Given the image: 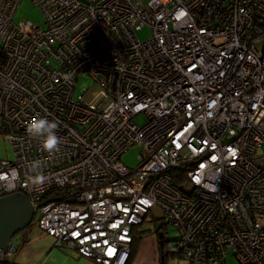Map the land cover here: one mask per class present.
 I'll use <instances>...</instances> for the list:
<instances>
[{"label": "built area", "instance_id": "1", "mask_svg": "<svg viewBox=\"0 0 264 264\" xmlns=\"http://www.w3.org/2000/svg\"><path fill=\"white\" fill-rule=\"evenodd\" d=\"M20 1L0 6L14 154L0 158V197L24 193L32 225L100 264L128 263L152 207L180 257L264 264V0H32L43 27L14 21ZM81 74L94 84L76 98ZM37 118L57 124L51 154L27 131ZM130 146L134 167L120 160ZM15 251L12 238L0 264Z\"/></svg>", "mask_w": 264, "mask_h": 264}, {"label": "rangeland", "instance_id": "2", "mask_svg": "<svg viewBox=\"0 0 264 264\" xmlns=\"http://www.w3.org/2000/svg\"><path fill=\"white\" fill-rule=\"evenodd\" d=\"M14 21L19 24L22 21H26V22H31L35 26L37 25H41L42 27L45 26L44 13L39 7H37L32 2V0L20 1L18 8L15 12ZM149 36H151V29L148 26L144 27L141 31H138V37L142 40L148 38ZM93 84H94L93 80L90 77L82 74L79 75L78 80L75 82L74 97L79 98L85 92L84 88H90L93 86ZM135 119L140 123H142V121L144 120L142 115H137ZM1 123L2 120L0 117V125ZM139 153H140V148L138 146H130L125 152L122 153L120 160L123 163H125L127 166L134 167L139 162V158H138ZM13 156L14 154L11 144L6 137V134L1 132L0 130V158L12 159ZM151 223L152 220L149 215L148 217H146L145 221L140 225V228L147 229L146 234L139 242V245L135 253L136 262L141 264H146L145 261L150 257H155L157 259L158 244L155 240V236H153V233H151L149 230V228H151ZM167 227L168 228L166 230V236L168 239H171V241H173V243L171 242L172 243L171 250H173V252L175 251L177 252L176 242L174 239L178 235V232L175 229V227L171 224H167ZM23 232L24 230L21 231L20 233H17L14 239L17 240V237H19ZM142 256H144L143 260H142L143 258ZM164 264H204V263H196V262L191 263L188 260L180 259L177 256H173V255L171 256L170 254L166 258ZM221 264H239V262L233 251H230L225 261Z\"/></svg>", "mask_w": 264, "mask_h": 264}, {"label": "crops", "instance_id": "3", "mask_svg": "<svg viewBox=\"0 0 264 264\" xmlns=\"http://www.w3.org/2000/svg\"><path fill=\"white\" fill-rule=\"evenodd\" d=\"M2 2L3 0H0V6ZM0 129H1V125H0ZM149 215L152 220L151 228H149V230L151 233H153V236H155V240L158 244V254H157V259L155 257H150L145 261V263L164 264L165 262L164 257L162 258L161 255L165 248L166 242L171 241V239H168L166 236V230L168 227L167 225L163 224L160 228H158L160 230L164 229L165 231L164 244L163 247H161L160 238L158 235L159 231H157V223L161 221V219H156L152 213H150ZM36 228H38L36 225H31L30 227L25 229L24 232L19 237H17L16 241H18L19 243V248L17 249V251H15L12 258L9 259L10 262H14L18 264H100V263H95L92 259L81 256L75 248L64 247V246L59 247L58 245H55L52 237L47 235L45 232L41 231L39 228L38 229ZM145 234L146 232L142 233L141 239L145 236ZM177 238L178 235L174 239L175 242ZM171 242L173 243V241ZM170 250L171 248H169V251ZM171 252H173V250H171ZM173 256H177L180 259H185L180 257L179 254H175ZM142 257L143 260L144 256ZM190 262L193 263L192 261ZM127 264H141V263L136 262L135 254H134L130 258Z\"/></svg>", "mask_w": 264, "mask_h": 264}, {"label": "water", "instance_id": "4", "mask_svg": "<svg viewBox=\"0 0 264 264\" xmlns=\"http://www.w3.org/2000/svg\"><path fill=\"white\" fill-rule=\"evenodd\" d=\"M151 213L156 219L163 218V212L158 207H152ZM34 215L35 207L24 193L15 192L0 197V248L7 249L12 238L31 225ZM163 224L162 220L159 221L157 228ZM158 235L163 247L164 234L159 232Z\"/></svg>", "mask_w": 264, "mask_h": 264}, {"label": "clouds", "instance_id": "5", "mask_svg": "<svg viewBox=\"0 0 264 264\" xmlns=\"http://www.w3.org/2000/svg\"><path fill=\"white\" fill-rule=\"evenodd\" d=\"M57 124L54 121H49L45 118L33 119L28 126V133L33 137L41 138V144L45 151L50 154L58 149L60 144V138L56 134ZM33 171L40 169L39 162H34L31 165ZM46 180V176L42 171H39L38 174L32 179L33 184H40Z\"/></svg>", "mask_w": 264, "mask_h": 264}, {"label": "trees", "instance_id": "6", "mask_svg": "<svg viewBox=\"0 0 264 264\" xmlns=\"http://www.w3.org/2000/svg\"><path fill=\"white\" fill-rule=\"evenodd\" d=\"M174 173H175L174 176L180 177V174L177 172V170H174ZM178 181H179V179H177V182ZM31 225H32V223H31ZM146 230L147 229H144V228L141 229L140 226L139 227L137 226L136 228L134 227V229H133L134 235H133V240H132V245H131V255H130V258L135 254V250H136V248H137V246H138V244L140 242L142 233L146 232ZM157 231L162 232L163 234H165L164 229L163 230H160V229L157 228ZM14 237H13V240H14V243L16 244V250H17L19 248V243H18V241H16V239H14ZM59 247H61V246H59ZM171 247H172L171 241H167L166 242V245H165V248L163 250L164 261L168 257L169 252H170L171 255L177 254L176 251L175 252H171V250L169 251V248H171Z\"/></svg>", "mask_w": 264, "mask_h": 264}, {"label": "bare ground", "instance_id": "7", "mask_svg": "<svg viewBox=\"0 0 264 264\" xmlns=\"http://www.w3.org/2000/svg\"><path fill=\"white\" fill-rule=\"evenodd\" d=\"M141 224H137V225H135L134 227L136 228L137 226L139 227ZM134 227H133V229H134ZM133 235H134V233H133ZM50 236V235H49ZM51 237V236H50ZM130 255H131V251H130ZM162 255H163V253H162ZM163 257H164V255H163ZM129 260H130V258H129ZM128 260V261H129Z\"/></svg>", "mask_w": 264, "mask_h": 264}]
</instances>
